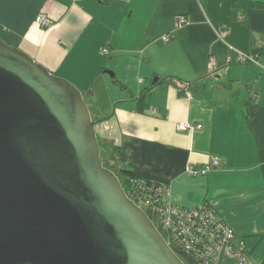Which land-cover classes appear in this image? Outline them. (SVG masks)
<instances>
[{"label":"crops","instance_id":"obj_1","mask_svg":"<svg viewBox=\"0 0 264 264\" xmlns=\"http://www.w3.org/2000/svg\"><path fill=\"white\" fill-rule=\"evenodd\" d=\"M0 39L82 92L107 167L166 185L174 204L210 203L264 264V0H0Z\"/></svg>","mask_w":264,"mask_h":264},{"label":"water","instance_id":"obj_2","mask_svg":"<svg viewBox=\"0 0 264 264\" xmlns=\"http://www.w3.org/2000/svg\"><path fill=\"white\" fill-rule=\"evenodd\" d=\"M0 264H186L104 165L82 92L2 39Z\"/></svg>","mask_w":264,"mask_h":264},{"label":"built area","instance_id":"obj_3","mask_svg":"<svg viewBox=\"0 0 264 264\" xmlns=\"http://www.w3.org/2000/svg\"><path fill=\"white\" fill-rule=\"evenodd\" d=\"M35 23L41 27H48L51 19L41 12L37 15ZM187 23L184 15L176 17L177 28ZM172 37V34H166L163 40L169 42ZM103 52L108 53L109 49L104 48ZM239 60L255 62L256 57L240 53ZM214 63L215 58L211 57L210 66L212 67ZM178 128L182 131H191L202 128V125L183 122ZM213 164L214 166L219 164L217 157L213 159ZM209 170L210 166L187 167V172L191 175L206 174ZM132 189L128 197L149 215L169 246L177 254L186 256L192 264H252L242 239L235 236L233 230L210 203L204 202L197 207L174 204L170 200L169 188L164 184L159 187L134 185Z\"/></svg>","mask_w":264,"mask_h":264},{"label":"trees","instance_id":"obj_4","mask_svg":"<svg viewBox=\"0 0 264 264\" xmlns=\"http://www.w3.org/2000/svg\"><path fill=\"white\" fill-rule=\"evenodd\" d=\"M247 108H248V117L252 118L253 116L256 115L258 111V103H257V99L255 95H250L248 103H247ZM123 171L127 174L126 178H124L123 186L128 196H130V192H132L133 190L132 188L134 185L137 186V185L143 184V185L154 186V187H159L162 185V183L139 177L131 171H126V170H123ZM179 255L186 264H192V262L186 256L182 254H179Z\"/></svg>","mask_w":264,"mask_h":264},{"label":"rangeland","instance_id":"obj_5","mask_svg":"<svg viewBox=\"0 0 264 264\" xmlns=\"http://www.w3.org/2000/svg\"><path fill=\"white\" fill-rule=\"evenodd\" d=\"M97 134H98V139H100V137H99V132H97ZM101 142V141H100ZM99 145H101L100 143H99ZM101 149V148H100ZM102 160H104V162L106 161L105 159H103L102 158ZM105 164V166L107 167L108 165H107V163L105 162L104 163ZM108 168H112V167H108ZM111 170H113L117 175H118V177L120 178V180L122 181V183H123V181H124V176L120 173V171H119V169H115V168H113V169H111Z\"/></svg>","mask_w":264,"mask_h":264}]
</instances>
